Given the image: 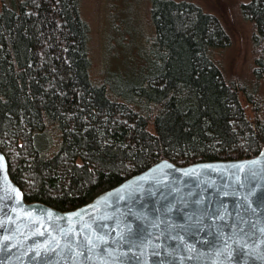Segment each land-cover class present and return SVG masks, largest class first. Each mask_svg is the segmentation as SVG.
<instances>
[{
  "label": "trees",
  "instance_id": "trees-1",
  "mask_svg": "<svg viewBox=\"0 0 264 264\" xmlns=\"http://www.w3.org/2000/svg\"><path fill=\"white\" fill-rule=\"evenodd\" d=\"M79 1L0 5V150L25 200L71 209L161 157H244L264 144V0L242 3L253 65L229 81L210 54L226 35L215 18L152 0V69L120 86L89 74Z\"/></svg>",
  "mask_w": 264,
  "mask_h": 264
},
{
  "label": "water",
  "instance_id": "water-1",
  "mask_svg": "<svg viewBox=\"0 0 264 264\" xmlns=\"http://www.w3.org/2000/svg\"><path fill=\"white\" fill-rule=\"evenodd\" d=\"M0 264H264V144L161 157L66 210L25 200L0 150Z\"/></svg>",
  "mask_w": 264,
  "mask_h": 264
},
{
  "label": "rangeland",
  "instance_id": "rangeland-1",
  "mask_svg": "<svg viewBox=\"0 0 264 264\" xmlns=\"http://www.w3.org/2000/svg\"><path fill=\"white\" fill-rule=\"evenodd\" d=\"M209 12L224 28V43L210 46V54L224 77L247 75L252 67V23L242 14L247 0H187ZM9 3V0H0ZM152 0H80L79 14L89 25V74L96 83L115 85L144 82L152 69ZM217 24V25H218ZM216 25H214L215 27ZM216 38V37H215Z\"/></svg>",
  "mask_w": 264,
  "mask_h": 264
}]
</instances>
